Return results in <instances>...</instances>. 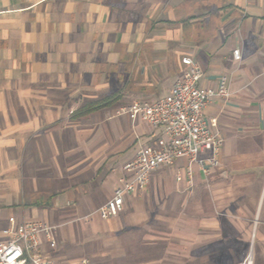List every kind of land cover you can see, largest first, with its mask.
Segmentation results:
<instances>
[{
  "label": "crops",
  "instance_id": "crops-1",
  "mask_svg": "<svg viewBox=\"0 0 264 264\" xmlns=\"http://www.w3.org/2000/svg\"><path fill=\"white\" fill-rule=\"evenodd\" d=\"M185 56L200 87L225 78L229 95L203 112L223 139L218 166L161 165L99 218L123 165L160 135L125 108L166 96ZM10 220L55 226L56 247L41 245L55 264H150L145 237L163 241V264L176 242L180 264H264V0H0V241Z\"/></svg>",
  "mask_w": 264,
  "mask_h": 264
},
{
  "label": "built area",
  "instance_id": "built-area-1",
  "mask_svg": "<svg viewBox=\"0 0 264 264\" xmlns=\"http://www.w3.org/2000/svg\"><path fill=\"white\" fill-rule=\"evenodd\" d=\"M235 60L240 59L239 49L232 51ZM185 69L173 82L169 93L152 103L132 102L124 112L132 122L142 121L160 131L151 144L139 146L132 159L123 165L124 175L113 189L110 197L93 213L101 219L118 214L128 194L140 190L149 182L150 174L161 165H171L178 158H186L197 164L204 176L210 168L218 166V152L222 137L212 128L215 120L207 121L204 108L214 96L229 95L225 78L218 88L212 90L197 84L201 70L190 57L181 58ZM206 153L207 155H202ZM187 182L192 174L187 170ZM4 240L0 241V264H55L41 252L43 242L50 248L56 247L55 226L41 220L16 222L10 220L1 230ZM80 264H89L82 259ZM240 264H253L248 253Z\"/></svg>",
  "mask_w": 264,
  "mask_h": 264
},
{
  "label": "rangeland",
  "instance_id": "rangeland-1",
  "mask_svg": "<svg viewBox=\"0 0 264 264\" xmlns=\"http://www.w3.org/2000/svg\"><path fill=\"white\" fill-rule=\"evenodd\" d=\"M178 207H175V205H172L170 207V212L172 215L175 213H178ZM158 224H156V229H159ZM145 242H149L148 244L138 245V249L141 250V254L143 255L142 260L150 262V264H163L162 262V248H163V241L158 238L151 237L150 241H148L147 237H145ZM128 248H130V240H128ZM193 245V244H192ZM172 247L175 248L174 253L171 254V261L170 264H180L179 260V243L176 242L175 244H172ZM178 250V251H177ZM245 258V257H244ZM243 258V259H244ZM130 254H110L108 256L102 257V258H94L92 259L93 264H127L130 262ZM243 261V260H242ZM241 261V262H242ZM168 263V261H166ZM240 262V263H241ZM188 264H194L193 262L189 261Z\"/></svg>",
  "mask_w": 264,
  "mask_h": 264
},
{
  "label": "trees",
  "instance_id": "trees-1",
  "mask_svg": "<svg viewBox=\"0 0 264 264\" xmlns=\"http://www.w3.org/2000/svg\"><path fill=\"white\" fill-rule=\"evenodd\" d=\"M98 107H100V103L95 102V103L90 104V106L84 108V109L82 110V112H86V111H89V110H93V109H96V108H98Z\"/></svg>",
  "mask_w": 264,
  "mask_h": 264
}]
</instances>
